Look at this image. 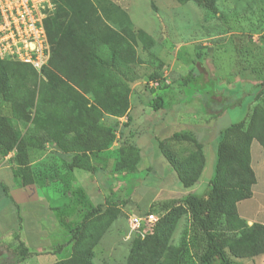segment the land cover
<instances>
[{"label": "rangeland", "instance_id": "374dc122", "mask_svg": "<svg viewBox=\"0 0 264 264\" xmlns=\"http://www.w3.org/2000/svg\"><path fill=\"white\" fill-rule=\"evenodd\" d=\"M67 3L64 2L67 24L75 36V43L69 42L72 45H69L71 52L67 58L71 61L67 67L71 76L51 67L50 76L40 75L28 66L4 60L0 74L6 69L12 93L9 99L0 96V113L12 118L24 135L37 107L58 117L67 114L75 118L83 115L85 109L97 107L99 94L93 76L101 71L95 56L101 60L111 56L109 46L102 43L106 36L102 23L128 40L135 56V61L125 66L130 80L128 93H124L128 108L122 117L99 113L98 122L115 132L117 140L104 152L91 153L93 161L86 153L80 154L77 170L68 168L75 155L65 159L58 156V149L47 143L42 150L31 149L27 167L33 183L25 186L22 180L25 164L19 167L16 151L8 162L0 155V225L4 231L15 227V231L3 237L0 230V264H67L76 243L75 228L88 211L99 203L107 205L112 201L126 202L120 205L116 220L98 243L94 245L93 240L85 239L81 245L83 249L93 248V264H127L134 240H144L157 230L165 243L160 263L200 264L206 237L192 222L182 202L185 192L181 184L179 188L174 187L170 198L163 197L158 203L150 204L156 195L152 188L169 173V167L162 164H156L152 172L149 168L154 153L152 137L156 133L152 125L164 119L169 123L170 134L191 130V127L199 129L197 134L205 149L206 173L191 191L203 197L214 171L218 130L247 119L251 109L259 103L257 95L264 93V0H218L217 13L192 1L180 3L178 0H67ZM95 13L102 18L93 20H102L97 21L102 29L99 33L91 31L88 18ZM193 69L201 72V86L204 80L214 83V91L210 92L212 95L222 93L225 101L222 94L214 100L224 101L226 108L193 101L175 105L167 113L153 112L149 103L157 91L166 84H174ZM153 77L159 79L155 81ZM18 90L25 94L26 90L35 91L36 107L26 109L23 118H16L14 107L13 96ZM60 98H64V104L59 106ZM114 106L121 111L120 104ZM26 115L29 120H24ZM170 134L163 140L165 148L178 153L181 159L196 151L192 143L173 139ZM128 136H132L129 141L141 158L135 172L129 170V166L136 156L128 147H120ZM159 151L156 143V156L160 155ZM251 153L257 183L251 188V198L237 204L239 217L250 228L256 224L264 226V149L256 139ZM7 163L11 164L10 169L5 166ZM17 170L19 174L15 175ZM99 185L103 191L98 190ZM149 187L151 190H146ZM16 198L23 200V204L19 209H11L10 201ZM3 209L8 211L2 213ZM146 213L154 214L158 221L146 235H140L132 229L130 221ZM107 223L105 220L95 224L90 233L97 235ZM218 233L230 235L222 226ZM26 250L28 256L25 257ZM226 251L230 264H264V247L261 255L247 259L235 257L229 248Z\"/></svg>", "mask_w": 264, "mask_h": 264}, {"label": "trees", "instance_id": "16d2710c", "mask_svg": "<svg viewBox=\"0 0 264 264\" xmlns=\"http://www.w3.org/2000/svg\"><path fill=\"white\" fill-rule=\"evenodd\" d=\"M58 1L60 3L57 6V12L46 22L48 37L52 47L48 66L41 73H38L26 64L6 63L28 66L40 75L50 76L48 69L51 67L67 77L71 76V74L68 75L67 73V67L71 64V61L67 58H70L69 52H71V49L69 45H72L69 42L75 43V36L67 24L68 12L64 5L67 0H54L55 3H58ZM178 1L180 3L192 1L213 13L218 12V0ZM93 7L94 5L91 4V9ZM88 18L91 22V31L102 32L97 23V21L102 20L93 21L95 18H102L97 16V13L88 15ZM102 27H104V32H106L102 43L109 46L111 56L108 60H101L95 56L97 67L101 71V73L97 72L98 74L93 76L95 78L94 84L99 94L97 107L85 109L84 114L76 118L67 114L58 117V114H51L49 113L50 111L37 107L32 123L26 127L24 135L21 134L12 118L0 113V155L6 157L16 151V161L19 162V167H22L23 162L25 164V170L22 171V180L25 186L33 183L30 169L27 167L30 164L29 153L31 149L42 150L45 144L49 143L62 153H73L75 157L68 165V168L77 170L80 167L77 166V162L81 157L79 156L80 154L104 152L117 140V134L100 124L97 117L102 112L122 117L126 112L128 99L124 96V93H128L130 80L126 77L125 66L130 62H134L135 56L128 45V40H124L119 32L106 23H102ZM3 63L4 61L0 59V64ZM5 71L6 69L0 74V96L3 99H9V94L12 92L9 85V76ZM91 71L93 72V70ZM200 74L199 70H190L186 75L179 77L174 84H166L160 88L154 99L149 103L150 109L155 113H167L175 105L187 104L193 101L214 103L217 105H215V108L225 107V96L220 92L215 95L211 94L210 90L214 91V83L204 80V84L201 86L199 82ZM11 77L14 78V75ZM158 79L159 77L152 78L155 81ZM26 92L25 94L18 90L14 93L13 98L16 103L14 107L17 111L16 118H23V113H26V109L36 107L34 103L35 91L26 90ZM221 94L224 101L219 103L214 99ZM181 96H183V99ZM57 101L59 106L64 104V98H60ZM257 102L259 103L251 109L247 119L240 123H231L227 127H221L218 130L214 171L205 195L199 197L196 194L189 193L182 199L192 222L198 226L206 237V248L199 258L200 264H230L227 248L232 251L235 257L240 259L256 257L262 254L264 226L256 224L250 228L239 217L237 211V204L251 198V188L257 183L256 175L252 168L251 147L253 141L255 139L258 140L264 149V107L262 106L264 93L257 95ZM116 104H120L121 111L116 110L114 106ZM24 120H29V116L26 115ZM163 120H159L156 123ZM131 137L128 136L125 141L122 140L120 147L123 149L128 147L133 155L136 156L129 166V170L135 172L141 162V158L132 141H129ZM172 138L190 142L195 146L196 151L183 160L178 153L165 148V144L158 141L161 154L167 160L171 169L177 174L182 187L185 189L191 188L201 179L206 165L204 146L194 130L177 131ZM18 171L14 172V174L18 175ZM125 203L112 201L108 202L107 205L100 204L87 212L81 224L74 230L73 239L76 243L67 264H93V248L83 249L81 246L83 241L91 239L94 245L98 243L105 230L118 217L120 205ZM105 220L108 221L106 228H102L103 230L97 235L90 233L95 224ZM220 226L229 231L230 235L218 233ZM163 239L164 237L159 234L158 230L153 236H148L144 240L136 238L127 264H162L160 260L164 256L163 252L165 249ZM24 255L25 257L28 256L27 250Z\"/></svg>", "mask_w": 264, "mask_h": 264}, {"label": "built area", "instance_id": "2783aa9c", "mask_svg": "<svg viewBox=\"0 0 264 264\" xmlns=\"http://www.w3.org/2000/svg\"><path fill=\"white\" fill-rule=\"evenodd\" d=\"M54 0H0V58L31 66L41 73L48 66L52 47L46 22L54 14ZM152 213L134 217L132 229L146 235L156 223Z\"/></svg>", "mask_w": 264, "mask_h": 264}, {"label": "crops", "instance_id": "0c3cea01", "mask_svg": "<svg viewBox=\"0 0 264 264\" xmlns=\"http://www.w3.org/2000/svg\"><path fill=\"white\" fill-rule=\"evenodd\" d=\"M153 127H154V131L156 132L155 133V135H153V137H152V142L153 143H151V149H152V152H154L153 153V155L151 156V160L149 161V163H150V165H149V168L151 169V172H152V170H154L155 169V165L156 164H162L165 168L166 167H169V168H167V170L169 171V173L168 174H166L165 175V178L164 179H162L161 180V182H160V184L157 186V187H155V188H152L153 189V191H156V195L151 199V201H150V204L152 205L153 203H158V200L159 201H161V199L160 198H162L163 199V197H164V199H166V198H170V194H172V192H173V189H174V187L176 188H179V187H181L180 186V182H179V179H178V176H177V174L175 173V171H173L172 169H171V167L169 166V164H168V162H167V160L164 158V156L161 154V152L159 151V153H160V155L159 156H156V143H157V146H158V141H160V142H163V140H164V138H166V137H168V136H165L166 134H170V128H169V123H168V121H161V122H159V123H154V125H152ZM192 129L191 130H194V131H196V133L199 131V129H197V128H195V127H191ZM202 129V128H201ZM157 130V131H156ZM175 133V132H174ZM174 133H172V134H174ZM172 134H170L169 136H171ZM164 135V136H163ZM156 142V143H155ZM203 143V142H202ZM205 150V149H204ZM58 153V156H61V157H63V158H67V157H70V156H72V155H74L73 153H68V154H65V153H62L61 151H58L57 152ZM14 155V153H12V154H9L8 156H6V157H3V159L5 160V161H9V159L12 157ZM87 155H89L90 156V158H91V160L93 161L94 160V158L93 157H91V153H87ZM149 158H150V156H148ZM156 158V159H155ZM207 164H208V162H207ZM9 165L11 166V164L10 163H7V165H5V166H7V167H9ZM9 169H10V167H9ZM205 170H206V167H205V169H204V171H203V174H202V176H201V179L199 180V183L202 181V178L204 177V175H205ZM94 175H96V174H94ZM5 181V180H4ZM98 185V184H97ZM197 184H195L193 187H195ZM193 187H191V188H187V189H185L184 188V192H185V194L184 195H187V194H189V193H192V191H191V189L193 188ZM97 188H99L98 190L99 191H103V188H102V186L101 185H99V186H97ZM14 190V189H13ZM146 190H151V187H149L148 189H146ZM145 190V192L147 193V191ZM105 195V194H104ZM166 197H165V196ZM1 196H2V191L0 192V198H1ZM22 204H23V200H20V199H14L13 200V202L12 201H10V207H11V209L12 208H20V206H22ZM99 204H102V203H99ZM8 211L7 209H3L2 210V213L4 212V211ZM15 228V227H14ZM14 228H12L11 230L9 229V230H7V231H4L3 230V228L1 227V225H0V230H1V234H2V237H3V235H8V233L9 232H12V231H15V229ZM16 231H17V229H16Z\"/></svg>", "mask_w": 264, "mask_h": 264}]
</instances>
